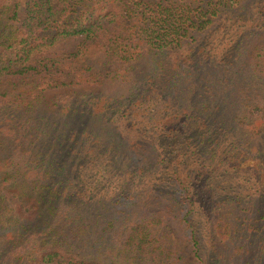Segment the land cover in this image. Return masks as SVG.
I'll use <instances>...</instances> for the list:
<instances>
[{
	"label": "trees",
	"instance_id": "1",
	"mask_svg": "<svg viewBox=\"0 0 264 264\" xmlns=\"http://www.w3.org/2000/svg\"><path fill=\"white\" fill-rule=\"evenodd\" d=\"M171 229L264 260V0H0V264H190Z\"/></svg>",
	"mask_w": 264,
	"mask_h": 264
},
{
	"label": "rangeland",
	"instance_id": "2",
	"mask_svg": "<svg viewBox=\"0 0 264 264\" xmlns=\"http://www.w3.org/2000/svg\"><path fill=\"white\" fill-rule=\"evenodd\" d=\"M20 1L23 2V0H20ZM75 44H76V40H74V39H62L61 38V39L57 40L49 48V50L57 51L60 49L72 47ZM141 67H142V63H140L137 66V69H139ZM118 87H119V83L117 82V84H115V85H113L112 83H109V84H104L103 86H100V87H92V89H98L101 91H110V90L116 89ZM170 234H171L172 240L181 247L185 258L189 261L190 264H193L191 252L189 251V249L185 245V243L180 239V237H178V235L176 234V232L174 230L171 229ZM246 257L247 256H245V255L243 256V258H246ZM249 264H264V260H254L253 262H251Z\"/></svg>",
	"mask_w": 264,
	"mask_h": 264
}]
</instances>
